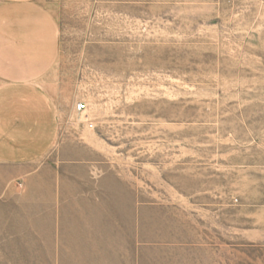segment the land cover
I'll list each match as a JSON object with an SVG mask.
<instances>
[{
  "label": "rangeland",
  "instance_id": "374dc122",
  "mask_svg": "<svg viewBox=\"0 0 264 264\" xmlns=\"http://www.w3.org/2000/svg\"><path fill=\"white\" fill-rule=\"evenodd\" d=\"M41 5L57 131L0 264H264V0Z\"/></svg>",
  "mask_w": 264,
  "mask_h": 264
},
{
  "label": "crops",
  "instance_id": "0c3cea01",
  "mask_svg": "<svg viewBox=\"0 0 264 264\" xmlns=\"http://www.w3.org/2000/svg\"><path fill=\"white\" fill-rule=\"evenodd\" d=\"M0 5V198L10 199L15 195L5 188L11 180L7 168L34 164L57 131V108L39 82L46 67L41 54L50 53L46 37L56 35L41 0H0Z\"/></svg>",
  "mask_w": 264,
  "mask_h": 264
},
{
  "label": "built area",
  "instance_id": "2783aa9c",
  "mask_svg": "<svg viewBox=\"0 0 264 264\" xmlns=\"http://www.w3.org/2000/svg\"><path fill=\"white\" fill-rule=\"evenodd\" d=\"M84 108H85V105L83 103L78 105V110H83Z\"/></svg>",
  "mask_w": 264,
  "mask_h": 264
}]
</instances>
